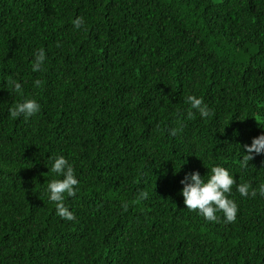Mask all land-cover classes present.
<instances>
[{
  "label": "trees",
  "instance_id": "1",
  "mask_svg": "<svg viewBox=\"0 0 264 264\" xmlns=\"http://www.w3.org/2000/svg\"><path fill=\"white\" fill-rule=\"evenodd\" d=\"M189 95L214 115L189 119ZM26 99L40 113L11 118ZM260 135L264 0H0V264H264V198L237 191L264 184V155L241 166ZM59 156L73 221L47 195ZM215 165L236 178L231 223L181 195Z\"/></svg>",
  "mask_w": 264,
  "mask_h": 264
},
{
  "label": "clouds",
  "instance_id": "2",
  "mask_svg": "<svg viewBox=\"0 0 264 264\" xmlns=\"http://www.w3.org/2000/svg\"><path fill=\"white\" fill-rule=\"evenodd\" d=\"M84 26L83 18H76L74 27L80 29ZM47 55L45 49L41 48L34 53L32 58V71L40 72L46 61ZM13 91L17 94H22V85L19 82L13 81ZM35 87L41 86V81H34ZM189 104L188 118L192 119L194 111L199 113L202 119H209L214 115L213 110L204 102L203 97L189 95L186 98ZM194 110V111H193ZM41 105L35 99H26L21 103L10 108L9 114L11 118L23 116L25 119L31 118L39 114ZM177 129H172L171 135L175 136ZM243 153L241 166L247 167L249 162L254 160L257 155H264V135L253 138L250 145H243ZM50 171L59 175L62 179H53L47 185V195L50 202H54L56 213L62 219L67 221L75 220V214L65 206V199L73 197L78 192L79 180L75 174L73 166L69 161L59 156L54 159ZM211 175L207 180L201 176L199 171H194L190 175H186L181 184L183 185L181 195L184 197L186 208L192 211H198L206 220L217 221V213L222 212L226 222H234L237 219L238 205L230 198L233 190V185L236 184V178L230 173V170L215 165L210 169ZM237 191L241 197L255 198L259 196L264 198V184L259 186V189H253L250 184L242 183L237 186ZM147 192L142 193L146 198Z\"/></svg>",
  "mask_w": 264,
  "mask_h": 264
}]
</instances>
